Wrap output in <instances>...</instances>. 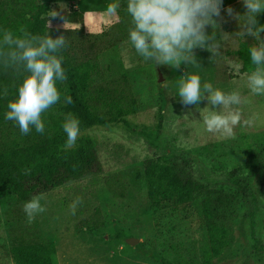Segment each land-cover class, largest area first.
I'll return each mask as SVG.
<instances>
[{
    "label": "rangeland",
    "instance_id": "rangeland-1",
    "mask_svg": "<svg viewBox=\"0 0 264 264\" xmlns=\"http://www.w3.org/2000/svg\"><path fill=\"white\" fill-rule=\"evenodd\" d=\"M45 1L0 0V20L13 22ZM116 2L120 4L117 14L108 15L107 5ZM125 4L126 0H58L45 15L47 32L53 38L65 37L64 50L72 61L91 59L98 63L90 88L91 104L97 112L110 116L115 103L129 104L135 110L123 119L79 130L77 140L87 136L93 141L103 170L33 197L39 198L42 213L29 219L23 205L30 199H18L0 189V264H14L13 245L50 241L56 245L58 264H161L144 256L136 248L139 243L177 264H264V199L253 223L244 216V205L239 208L230 221L228 247L214 256L200 197L159 208L150 202L144 167L160 151L139 133L155 127L162 113L161 144L196 157V171L218 182L229 180L231 171L240 175L248 172L246 160L264 133V96L248 91L250 72L242 71L237 54L242 43L236 34L239 26L234 16L224 11L231 7L234 13H243L241 0H223L221 16L215 18L217 36L224 33L219 52L211 58L208 50L194 49L200 65L195 68L183 63L179 68L153 65L143 60L128 39L131 18ZM52 11L57 15L50 16ZM258 20L264 23V12ZM243 42L254 43L250 36ZM229 62L239 64V72L229 68ZM185 71L199 74L202 85L211 83L225 92H240L245 101L239 106L241 122L230 137L205 132L197 108L184 105L175 96ZM161 93L166 99L162 110ZM205 105L206 100L199 108ZM201 111L206 114V109ZM13 137L10 129L0 130V142ZM255 180L264 181V169ZM118 231L126 237L118 238ZM128 237L139 242L130 244Z\"/></svg>",
    "mask_w": 264,
    "mask_h": 264
},
{
    "label": "trees",
    "instance_id": "trees-1",
    "mask_svg": "<svg viewBox=\"0 0 264 264\" xmlns=\"http://www.w3.org/2000/svg\"><path fill=\"white\" fill-rule=\"evenodd\" d=\"M56 1L47 0L34 6L13 22L0 20V30L11 31L15 36H20L22 30L44 36L47 34L45 15ZM261 38L264 39V33H261ZM247 47L248 44L242 42L237 51L243 72L252 71ZM8 51L7 46L0 49V130L10 129L14 137L0 142V189L12 192L18 199L27 200L69 182L101 173L103 166L93 141L81 136L75 146H67L63 121L72 115L79 121V130H84L123 119L135 108L115 103L110 116L99 114L91 104L94 98L90 90L92 76L98 72V63L91 59L72 61L63 49L59 55L62 56L67 78L57 84L61 100L51 107L54 111L51 109L42 114L45 123L43 134L36 133L34 129L27 135L21 134L14 122L4 118L7 104L14 99L23 72L22 65L8 62ZM65 95L71 96V104L65 103ZM165 105L166 99L161 93L160 109ZM162 120L163 114L160 113L155 127L139 130L140 135L160 151L159 155L145 162L147 196L158 208L164 204H186L200 197L211 252L220 256L230 243V221L238 214L239 208L244 205V216L253 223L257 207L264 199V181L255 180V175L264 169V133L257 139L255 152L246 160L248 172L240 175L231 171L229 180L218 182L196 171V157L189 152H177L161 144ZM116 235L118 238L126 237L121 231ZM136 248L154 262L177 264L157 256L141 243ZM11 254L14 264H58L53 241L16 244Z\"/></svg>",
    "mask_w": 264,
    "mask_h": 264
},
{
    "label": "clouds",
    "instance_id": "clouds-1",
    "mask_svg": "<svg viewBox=\"0 0 264 264\" xmlns=\"http://www.w3.org/2000/svg\"><path fill=\"white\" fill-rule=\"evenodd\" d=\"M245 11L234 13L231 7L224 11L234 16L238 23L236 31L239 39L252 37L254 43L248 45L247 53L252 71L247 75L248 91L255 96H264V23L258 21L264 12V0H241ZM223 0H126V12L131 18L128 39L136 53L153 65L167 64L179 68L200 67L194 49H206L211 58L219 52L221 33L217 36ZM120 4L109 3L108 15H115ZM55 11L50 16H56ZM210 27L211 31H206ZM7 46L8 62L22 65L23 72L16 87L13 100L7 104L4 118L18 126L21 134L45 132L42 114L61 100L58 82L66 80L59 53L66 47L65 37L53 38L48 32L44 36L24 32L15 36L11 31L0 30V49ZM229 68L239 72L240 65L229 62ZM184 105L197 108L207 133H218L230 137L241 122L240 105L245 101L239 91L225 92L211 83L201 84L199 74L184 72L178 81L177 94ZM206 100V105L199 104ZM67 104L72 103L69 95L64 96ZM206 109V114H202ZM67 146L75 145L79 135V121L68 115L62 123ZM25 215L31 219L44 211L39 198L26 201Z\"/></svg>",
    "mask_w": 264,
    "mask_h": 264
},
{
    "label": "water",
    "instance_id": "water-1",
    "mask_svg": "<svg viewBox=\"0 0 264 264\" xmlns=\"http://www.w3.org/2000/svg\"><path fill=\"white\" fill-rule=\"evenodd\" d=\"M126 242L130 243V244H133V245H136L138 242H139V239L137 238H134V237H128L126 239Z\"/></svg>",
    "mask_w": 264,
    "mask_h": 264
}]
</instances>
